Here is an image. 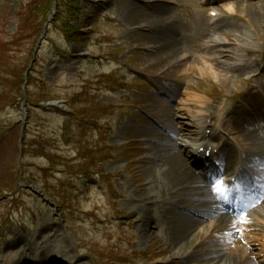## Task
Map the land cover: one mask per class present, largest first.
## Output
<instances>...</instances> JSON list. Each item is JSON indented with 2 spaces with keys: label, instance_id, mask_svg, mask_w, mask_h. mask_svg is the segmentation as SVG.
<instances>
[{
  "label": "rangeland",
  "instance_id": "obj_1",
  "mask_svg": "<svg viewBox=\"0 0 264 264\" xmlns=\"http://www.w3.org/2000/svg\"><path fill=\"white\" fill-rule=\"evenodd\" d=\"M34 1L39 3L40 12H37L42 15L31 13L30 5ZM81 3L79 18L72 23L82 34L75 35V42L73 36L69 35L70 40L67 38L62 28L64 13L67 20L74 4L63 7L60 18L54 17L50 9V18L54 21L27 76L41 33L40 24L48 15V10H43L47 0H0V220L9 218L7 226L2 224L4 232L0 228V256L4 257L0 264H8V260L13 262L19 256L18 250H6L14 240L23 239L33 244L39 236L43 242L54 240L53 254L42 249V240H38V250L47 259L50 255L69 252L77 264H190L184 255L193 251V247L197 250L201 237L195 239L199 234L191 237V241H195H190V248L169 249V236L161 222L166 220L170 229V219L161 206H155L161 203L159 197L152 198L155 204L149 211L153 217L146 228L150 232L143 234L139 229L142 209L153 206L146 200L151 197L148 190L152 195L155 191L147 187L145 169L156 142L152 135H143V132L156 131L149 126L148 117L158 116L160 107L167 110L173 103L179 107L187 103L185 108L190 109L193 117L200 110L213 117L215 113H225L238 135L245 138L248 145L253 144L247 145L246 153L254 168L260 150L252 151L257 144L247 138L253 135L264 143L261 105L264 96V0L221 1L215 6L226 14L215 28L208 26L205 12L197 7L195 0H83ZM212 41H228L230 45L221 48L219 56V50H205L206 44ZM61 51L68 54L63 56ZM223 55L224 60L211 62V58ZM182 56L188 60L187 73L177 68ZM100 59L104 60L98 61ZM237 60L246 67L236 71L237 67L231 66ZM205 66L217 69L218 74L225 70L227 78L223 76L225 72L217 79L212 74L203 76L200 69ZM111 72H116L117 78L125 82L128 91L110 92V82L104 75ZM258 72L262 76L248 84V79ZM26 78L29 79L27 95L21 90ZM140 81L153 90H134L132 84ZM206 85L215 91L217 86L225 96L207 110L202 109L199 102L192 101L195 95L204 96L198 89ZM157 88L164 92L163 96L157 95ZM94 94L97 100L93 99ZM25 100L31 105V114L24 127L19 122L23 117L20 105ZM104 104L115 107V114L103 117L99 130L88 129L86 133L59 110L34 111V106H52L64 112L74 110L89 120L91 115L106 110ZM169 124L174 128L172 119ZM23 131L27 136L23 159H20ZM87 153L86 161H78L79 155ZM228 157L233 158L234 151H230ZM21 161L27 168L22 170ZM42 167L90 169L103 177L76 180L74 189L76 185L81 189L73 196L71 192L64 194L68 183L66 176L43 175L39 171ZM192 170L202 180L201 172L197 168ZM229 170H233L230 165ZM155 176L162 178L159 172ZM103 178L115 190L113 200L107 196V183ZM24 180L35 189L25 191L24 195H19L17 203H11L10 193ZM250 183L246 181L247 185ZM167 194L161 193L163 202L171 200L172 195ZM69 203L82 212L93 213L98 208V216L110 222L95 228L91 226L93 219L85 215L71 218ZM170 210L174 214L179 211L178 207H172L166 212ZM61 213L68 214L70 219L64 221ZM109 213L116 215L118 221L110 224ZM255 216L260 217L259 214ZM157 219L160 222L156 224ZM49 229L51 232L47 235ZM21 231H26L27 236L22 237ZM221 232L226 235L230 231ZM246 234L234 235L230 245L233 247L235 242L242 240L240 245L248 246L243 241ZM230 245L223 255L233 250ZM91 254L103 261L93 260ZM180 255L184 257L179 259ZM38 258L35 255L28 262L34 264Z\"/></svg>",
  "mask_w": 264,
  "mask_h": 264
},
{
  "label": "bare ground",
  "instance_id": "obj_2",
  "mask_svg": "<svg viewBox=\"0 0 264 264\" xmlns=\"http://www.w3.org/2000/svg\"><path fill=\"white\" fill-rule=\"evenodd\" d=\"M206 2L210 4L212 1L210 2L209 0H206ZM230 11H234V9H230ZM226 42L229 43L228 41ZM173 51H176L175 48ZM181 58V61L177 63V68H179L182 73H187L189 65L187 63L188 60L184 59L183 56ZM200 71L203 76L212 74L216 77V79L218 77H221L222 74L225 72L224 70L220 72L222 74H218L217 69L215 70L209 66H205V69L202 68L200 69ZM223 76L224 78H227L226 72ZM194 99H196L197 102H200L202 107L208 105V103L204 101L202 97L196 96L194 97ZM164 108L167 109V107ZM158 111L159 113L157 117L159 121H157V123H161L165 127H168L170 130L172 124H169V120H173L174 116L177 117V115L175 113L173 114L172 109L169 108L165 110L161 109L160 107ZM179 111L180 110H177L176 113H180ZM207 118L205 119L202 113L194 118L196 122L201 123V125H203L201 130L205 129L204 126H206L208 120ZM163 121H165V124L163 123ZM221 127L222 122L220 126L213 132V135L210 137L212 142H216V140L218 139L217 132L222 130ZM172 129L176 130V128ZM188 129H190V126L188 124H184L183 126H181L179 132L175 133L174 135L175 138L178 136V139L170 143L167 142L164 136H162L161 133L157 130L154 131L152 134L149 131L143 132V135L150 134V136L152 135L154 138H156V143H160L159 147H153V151H156L155 157L153 159L157 160L158 163L153 165L152 161L149 165L151 167L147 166V168L145 169V174L148 180L147 187H153L156 193L167 192L171 194V200H164V202L173 204L172 207H178L179 210H177L178 213L175 214L171 212L172 209L170 210V212H165L166 217L168 216V218L170 219L171 226L170 229L168 228V232L170 235H168V245L170 246L169 249L184 250L191 245V237H195L196 234H201L203 235V242L198 248H196L197 250H191V252H189V255L186 257V259L189 260L190 264H259L258 261L253 260L250 251L252 250V247L256 246L260 250L261 254L264 250V212L260 211L264 210L263 205H259V207H257V209L251 212L245 219L240 218V222L244 224L242 232L243 234L247 233V238L243 239V241H246L248 246H241L240 242L242 240H238L237 242H235L236 244L233 247L230 246L233 250L231 249L232 251L225 254L226 256L223 255V252L228 249L227 246H229L230 243L233 242L232 238H234V235L236 234V221L234 219H230L229 217L224 216L225 210L224 208H222L221 204H218L216 202V197L212 195V190L209 187L207 188L208 184L204 183V186L202 180L198 178V174L195 173L194 170H192L194 168L191 169V166L194 165L191 164V162L183 156L180 146H177L178 141H181L180 145H183L185 148L188 149L192 148L193 146H197V143H190L187 141L188 139H190ZM206 141L207 138H199L195 142H199V148L200 145L204 144ZM226 168L229 171V164H226ZM241 170L242 179L245 178V184L246 181H250V185H255L254 196H247L246 204L249 203L251 206L252 204H259V201L264 198V180L262 181V183L257 182L258 184H256L251 179H246V169L244 166ZM157 172H159V174L161 175L162 178H159L161 180L158 179V176H155V173ZM146 200L148 201V204L151 203L154 206L155 202H153V199L150 196H148ZM149 210L150 208L145 207L144 209H142L141 212L143 214V218L140 222L141 224H139V227L142 231L141 233L143 234H148L150 232L148 231L149 229H146L149 220H152L153 217L151 215L152 212ZM183 210H187L188 213L185 214ZM256 214H259L260 217L255 216ZM209 219H212L210 224H207L205 227L202 226L203 221L205 220L204 222H207V220ZM167 226L169 227V225ZM227 230L230 231L228 234H222L221 231ZM245 230L247 232H245ZM43 241L44 240H42V242ZM55 241L57 242V240ZM42 242L40 243V246L43 245L41 248H45L50 254H53L54 240H48L43 243ZM217 251L220 252V254L216 253ZM258 257L259 255H257V259ZM59 258V260H63V264H77V260L75 261V258L70 256L67 252L61 253ZM43 259L47 258L43 257ZM48 263L49 262H47V264Z\"/></svg>",
  "mask_w": 264,
  "mask_h": 264
},
{
  "label": "trees",
  "instance_id": "obj_3",
  "mask_svg": "<svg viewBox=\"0 0 264 264\" xmlns=\"http://www.w3.org/2000/svg\"><path fill=\"white\" fill-rule=\"evenodd\" d=\"M56 1H58L57 7H58V9L60 11V17L62 15L63 7H65L68 4H74L73 5L74 7H71L72 9L68 12V14H69L68 19H70V21L68 19L66 20L67 17L65 16V13H64V21H62V23H63V27L62 28L65 30L64 32L67 35V38L70 40L69 35L73 36L72 39L75 42V40L77 39V38H75V35H76V37L77 36L79 37L80 33H79V31L77 29L72 27V23H73V21H75V20H77L79 18V15H80V12H81L80 4H81L82 0H47V6H45V9H43V10L44 11L45 10H49V8ZM38 6H39V3L37 1H34V3L30 5L31 13L35 14L36 16L42 15V14L37 12V10H39V12H40V7H38ZM64 22H66V23H64ZM43 24H44V20L40 24L41 28H42ZM4 45L6 47L8 46L6 44H4Z\"/></svg>",
  "mask_w": 264,
  "mask_h": 264
},
{
  "label": "snow or ice",
  "instance_id": "obj_4",
  "mask_svg": "<svg viewBox=\"0 0 264 264\" xmlns=\"http://www.w3.org/2000/svg\"><path fill=\"white\" fill-rule=\"evenodd\" d=\"M222 189H223V191H222ZM215 191H216V195L219 199L227 202V199H228L227 193H228L229 189L226 185L223 184L222 180L216 182Z\"/></svg>",
  "mask_w": 264,
  "mask_h": 264
}]
</instances>
